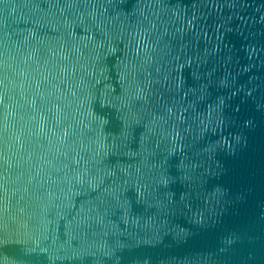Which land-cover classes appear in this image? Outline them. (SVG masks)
Segmentation results:
<instances>
[{"label":"water","instance_id":"obj_1","mask_svg":"<svg viewBox=\"0 0 264 264\" xmlns=\"http://www.w3.org/2000/svg\"><path fill=\"white\" fill-rule=\"evenodd\" d=\"M0 264H264V0H0Z\"/></svg>","mask_w":264,"mask_h":264}]
</instances>
